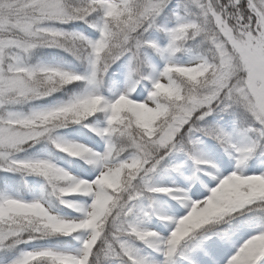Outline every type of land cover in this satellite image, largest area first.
I'll use <instances>...</instances> for the list:
<instances>
[{"label": "clouds", "instance_id": "clouds-1", "mask_svg": "<svg viewBox=\"0 0 264 264\" xmlns=\"http://www.w3.org/2000/svg\"><path fill=\"white\" fill-rule=\"evenodd\" d=\"M132 2L135 9L132 28L124 22L106 18L97 7L90 9L86 16L75 17L69 24L57 20L36 23L39 38L29 37L14 27L4 34L22 41L34 40L37 44L55 39L56 43L44 44L34 52L59 49L69 54L75 62L74 65L46 63L58 71L38 76L40 97L31 98L30 102L22 103L15 109L26 116H31L34 111H50L55 118L36 120L28 127L13 125L21 138L17 149L10 154L16 165L11 174L18 177V191L31 192L30 185L34 179L43 185L42 195L38 198L21 194L25 201L36 200L40 214L19 220V224L23 225L18 237L20 247L13 249V252H18L22 245L54 238L46 234L52 223L71 231L82 222L85 211L99 214L103 209L97 207L98 197L108 201L109 211L104 212L98 222L105 226L102 235L106 239L111 238L110 231L114 224L131 223L145 231L153 241H164L165 238L157 231L142 228L143 221L133 222L132 215L124 214L136 195L151 202L143 211L145 219L156 218L161 223L174 225L171 231L173 236L181 231L191 232L193 225L199 224L203 230L197 232L196 238L205 241L213 237L215 230L224 225L231 227L242 220L247 215L243 208L250 205L264 207V174H247L246 171L252 159L264 164V137L259 136V131L264 130V100L254 92L264 89V80H257L254 85L249 83V73L240 47L256 31L257 24L261 25L260 31H264V24L259 20L254 23L245 0H236L240 7L225 19V27L229 30V36H225L212 16H204L194 9L193 19L199 31H188L186 38L176 45L175 51L169 52L172 46L170 35L161 30V26L166 24L164 13L143 15L148 0ZM65 3L70 8L87 7L89 0H65ZM257 4L264 8V0H257ZM30 5L31 0H0V19L10 25L30 17L39 20L37 10ZM76 22L83 23L96 35L90 36L79 29L65 27ZM44 26L56 32L51 35L40 33L39 29ZM157 34L164 36L163 42ZM30 63L36 64L33 55ZM118 65L122 71H113ZM141 88L147 95L142 101H137L135 95ZM45 99H50L51 103L39 105L38 102ZM122 99L128 100L137 109L145 108L153 113L158 111L157 102L167 108V115L154 124V135H142L143 130L135 127V118L129 111L121 112L123 124L113 121V106ZM214 114L233 116L237 130L231 133L224 131L232 144L237 145L234 143L237 135L257 143L256 151L241 163L240 154L229 147L228 142L212 136L230 157H234L235 170L228 175L223 174L222 160L211 155L202 157L199 144L194 150L189 146V152L196 157L201 173L198 182L204 184L209 179H219V183L212 188L215 197L210 193L206 198L196 200L192 198L191 190L154 186L149 179L151 169L135 172L132 176L125 169L120 176V186H116L113 173L125 161H130L132 156L127 137L120 135L119 131L110 133V129L131 128L148 146L149 152L155 155L153 142L157 139L156 134L163 133L174 121L182 119L184 124L190 122L191 131L192 128H203L201 123L204 117ZM6 119V113L0 114V121ZM75 127L94 133L104 143V151H97L84 142L63 135L65 130ZM186 137L187 134L182 139ZM39 145L46 146L48 155L41 156L33 151ZM110 150L112 155L109 158ZM56 153L62 154L70 162L91 167L96 172L95 178L89 181L79 177L55 158ZM5 165L6 162L0 159V171L4 170ZM241 181L254 182L255 192L252 185ZM225 192L227 195H222ZM76 196H85L90 203H77L71 199ZM163 197L179 201L187 209V214L178 220L173 219L166 210ZM209 200L213 201L215 208L205 211L209 208ZM61 206L73 210L76 215H64ZM76 231V238H89L88 232ZM0 264H7L6 256L0 255Z\"/></svg>", "mask_w": 264, "mask_h": 264}, {"label": "snow or ice", "instance_id": "snow-or-ice-1", "mask_svg": "<svg viewBox=\"0 0 264 264\" xmlns=\"http://www.w3.org/2000/svg\"><path fill=\"white\" fill-rule=\"evenodd\" d=\"M247 8L253 14V21L259 20L264 24V8L257 4V0H245ZM32 8L38 12L39 20L34 17L25 18L18 21L15 25H10L7 21L0 19V114L6 113L7 119L0 121V159L6 162L4 170L0 171L5 175L0 176V255L7 257V264H112L114 259H118L120 264H150L149 260L141 257L128 244V240L137 239L148 247L163 253L164 264H176L175 257L181 246L188 241H196L197 232L203 230L199 224H194L191 232H178L176 235L168 236L163 242L153 241L145 231L139 229L131 223H117L111 227L110 239H106L102 233L105 226L98 223L104 212L109 211L108 201L102 197L97 198V207L103 209L99 214L85 211L82 222L68 231L61 225L52 223L49 225L47 235L74 236L77 237L76 229L89 233V238L83 240L79 251L73 253L67 249L53 248H33L31 250L20 249L13 252V249L20 247L18 237L22 233L23 225L19 220L23 217L27 219L30 215H39L36 200L25 201L21 194L15 190L17 175L11 174L16 168L13 163L14 157L11 152L16 150L21 138L15 132L13 125L28 127L33 121L55 118L50 111H34L31 116H26L16 111V107L22 103L31 101V98L40 97L41 92L38 87L37 77L49 75L58 71L53 66L39 62L31 64L30 60L33 52L44 44H54L55 39H49L41 44L34 40L22 41L11 36L4 35L10 28L14 27L17 31L29 37H37L35 24L47 20H57L69 24L75 17L87 15L90 9L100 8L106 18L116 22H124L132 28L135 23V9L132 0H89L87 7L70 8L65 0H31ZM240 7L236 0H148L144 6L143 15L168 13L174 18V26L162 25L161 30L170 35L172 46L169 52L175 51L176 45L186 38V33L191 29L199 31L195 20L196 12L204 16H212L225 36H229V30L225 27V19L237 8ZM127 18V19H125ZM70 25H83L81 22L71 23ZM260 24L256 25V31L248 36L247 41L240 45L242 55L247 65L249 73V83L253 84L257 80H264V31H260ZM134 30V28H133ZM107 34L108 29H104ZM44 35H51L56 32L47 26L39 29ZM258 33V34H257ZM96 35V33H93ZM64 35H68L64 33ZM74 35V34H73ZM230 38V37H229ZM221 45H217L220 47ZM139 47V44L137 45ZM135 59V56L133 57ZM195 79V77H193ZM261 100H264V89L255 91ZM135 99L139 101L138 94ZM155 102V97H153ZM211 103V99L208 101ZM158 111L153 113L149 109H137L129 104L126 99L120 100L113 106V121L124 123L121 112L129 111L135 118V127L142 129L143 134L154 135L156 130L154 124L156 120L167 115V108L159 105ZM207 117H204V120ZM186 119V117H184ZM111 132L119 131V134L127 137L131 152V160L125 161L113 173L116 186H120V176L128 169V175L132 176L138 171L155 173L168 156L175 152H189V146L194 150L198 141L193 139V133L203 132L209 136H214L218 140L228 142L229 147L240 154L241 163L254 153L257 149L256 141H250L246 146L232 144L227 133L223 129L192 128L189 124H184L182 119H177L171 126H168L163 133H158L157 139L153 142L155 155L149 152L148 146L133 132L131 128L110 129ZM250 131L255 132V129ZM187 134L186 139H182ZM259 136L264 137V130L259 131ZM112 150L109 152V158ZM196 160L195 156H192ZM198 162V161H197ZM227 165V161H222ZM179 171V168L176 169ZM219 183V179H209L208 184ZM253 186L254 182L241 181ZM227 183V182H225ZM214 188V187H212ZM208 191L215 197L216 193ZM199 188L192 193L194 196L201 195ZM227 195V193H222ZM141 199L139 195L132 198V201L124 210V214L131 216L135 210L136 200ZM210 211L215 208L212 200L208 201ZM247 213L242 220L237 221L231 227L224 225L217 229L211 239L196 241L192 246V258L188 264H219L218 256L225 254L233 246L234 239L241 234L251 232L249 238L240 245L235 253L230 256L225 264H264V207L250 205L243 208ZM211 219V217H209ZM211 226V225H209ZM70 243V241H65ZM30 244V243H29Z\"/></svg>", "mask_w": 264, "mask_h": 264}, {"label": "rangeland", "instance_id": "rangeland-1", "mask_svg": "<svg viewBox=\"0 0 264 264\" xmlns=\"http://www.w3.org/2000/svg\"><path fill=\"white\" fill-rule=\"evenodd\" d=\"M168 18V13H165L163 17L165 23L168 22ZM157 35L158 39H160L161 35ZM159 62V59H157L158 64ZM116 68H114L113 71H115ZM117 71H122L121 67H119ZM136 94H138L139 101H142L147 95L146 91L143 88H141ZM201 127L205 129L219 128L230 133L237 130V124L234 122L233 116L230 114H214L212 116H209L201 123ZM63 135L65 137L84 142L97 151L102 152L105 149L104 143L88 129L75 127L65 130ZM194 139L198 141V144L200 145V152L202 157L211 155L216 159L228 162L227 165L223 164L224 175H228L235 170L234 157H230L212 136H209L203 132H198L195 134ZM249 142L250 140L242 135H237L234 140V143H236L238 146H246ZM33 151L38 152L41 156L48 155V151L45 145H39L36 149H33ZM55 158L59 160L61 164L69 168L73 173L81 178L91 181L96 176V172L91 167L83 163L70 162L62 154L59 153L55 154ZM177 168H179V171L176 170ZM246 171L247 174H264V164H261L257 159H252L250 164L247 165ZM0 174L4 175V173L2 172H0ZM200 175L201 173L199 170V166L196 164V160L192 158V155H190L188 152H175L172 155L168 156L164 161H162L157 171L153 173L149 179L154 186L173 187L184 191L191 190V195L199 188L200 193L202 194L198 196L192 195V198L200 200L206 198L210 194V192L208 191L209 188L216 186L215 182H213L212 184H208L207 182L201 184L200 182H198ZM193 185H195L194 188ZM41 186L42 184L40 183V181L34 179L31 182V189L33 188L35 192H33L32 190L30 195L26 191V193H20L18 191L17 183L15 186V190L25 197L38 198L40 195H42V189H39ZM162 199L166 205V210L171 214L173 219L178 220L179 218H182L187 214V209L179 201L172 200L168 197H163ZM85 201L90 203V200L88 198L83 200V202ZM150 204V201L144 199L135 202L136 206L131 220L133 222L143 221L141 225L142 228L146 230L157 231L162 237L167 238L168 236H170L171 231L174 230V225L161 223L156 218L145 219L143 217V211L148 208ZM157 204H160V201H157ZM61 211L64 210H62L61 208ZM64 215L73 216L71 213L69 215ZM250 235L251 232H249L248 234H241L237 236L233 241V246L230 247L225 254H220L218 256L219 264H225L227 259H229L230 256L235 253L236 249L240 245H242V243L246 241ZM199 240L200 239L196 238V241ZM47 241L48 240L31 242L30 244L22 245L21 248L31 250L33 248L58 249L59 247H61L63 249L71 250L73 253L79 251L81 248H71V246H68L67 248L60 244L50 243V241ZM196 241H188L181 246V250L178 251L175 257L176 264H188V260L192 258V246ZM127 242L130 247H132L133 250L137 252L138 255L149 260L150 264H164L165 257L162 252L148 247L143 242L137 239H130ZM185 251H188L189 253L187 254L185 253ZM112 264H120V261L118 259H114L112 261Z\"/></svg>", "mask_w": 264, "mask_h": 264}, {"label": "trees", "instance_id": "trees-1", "mask_svg": "<svg viewBox=\"0 0 264 264\" xmlns=\"http://www.w3.org/2000/svg\"><path fill=\"white\" fill-rule=\"evenodd\" d=\"M166 25H168L169 27L174 26V18H172L170 15H169V18H168V22H166ZM65 27L76 28V29H79V30H81L83 32H86L90 36H95L93 34L94 31L89 29L85 25H67ZM159 40L161 42H163L164 36L161 35ZM33 62L34 63H39V62H43V63H63V64H71V65L75 64V62L73 61V58L69 54H67V53H65V52H63V51H61L59 49H41V50H37L33 54ZM119 67L120 66L118 65L115 71H117ZM38 103L41 106H45V105H49L51 103V100L50 99H45V100L39 101ZM0 176H3V174H0ZM16 183H17V181H16ZM30 187H31V185H30ZM39 189H43V185ZM32 190H33V192H35V190L33 188H32ZM26 192H28L29 195L31 194V192H29V191H26ZM31 198H33V197H31ZM85 198H87V197L76 196V197H73L72 199L75 202L80 203ZM61 208H62V210H64V211H61L64 214H68L69 215L71 213L72 215H76V213L73 210H70V209H68V208H66L64 206H61ZM85 238H86V236H85ZM48 241H50V243L60 244V245L65 246V247L68 248V246H71V247H74V246L75 247H80V246H82L83 239H78V238H75L74 236H68V237L58 236V237H54V238L48 239ZM65 241H70V243H67ZM58 249H63V248L59 247Z\"/></svg>", "mask_w": 264, "mask_h": 264}]
</instances>
